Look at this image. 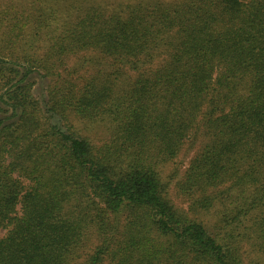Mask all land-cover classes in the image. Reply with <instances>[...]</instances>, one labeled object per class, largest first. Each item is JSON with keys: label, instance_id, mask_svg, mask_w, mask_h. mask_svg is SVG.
Masks as SVG:
<instances>
[{"label": "trees", "instance_id": "trees-1", "mask_svg": "<svg viewBox=\"0 0 264 264\" xmlns=\"http://www.w3.org/2000/svg\"><path fill=\"white\" fill-rule=\"evenodd\" d=\"M187 144L185 210L161 170ZM243 243L264 252V0H0V264H261Z\"/></svg>", "mask_w": 264, "mask_h": 264}, {"label": "rangeland", "instance_id": "rangeland-1", "mask_svg": "<svg viewBox=\"0 0 264 264\" xmlns=\"http://www.w3.org/2000/svg\"><path fill=\"white\" fill-rule=\"evenodd\" d=\"M80 57L81 56H78V59ZM75 60L76 58L72 61L75 62ZM29 79L34 83L33 93L41 102H43L46 94L47 79L43 78L39 71L31 72L29 74ZM75 125L79 128L81 133L88 137L93 143L100 144L103 141H106L105 139L109 137V130L105 127V124L100 121L89 122L78 120L75 121ZM196 149V147L191 148L189 144L185 145L179 156L166 163L161 170L164 178H169V175H172L170 177L171 182L168 186V194L177 206L185 210L187 209L188 202L183 197L177 196L174 190V183L184 173ZM200 217L208 224H211L214 221V213L212 211L210 213H202L200 214ZM241 251H243L244 255H251L250 257L257 259L261 264H264V252L253 249L247 243H243Z\"/></svg>", "mask_w": 264, "mask_h": 264}]
</instances>
